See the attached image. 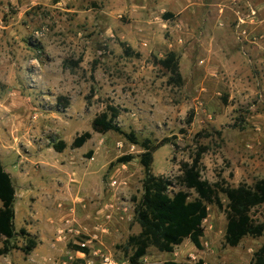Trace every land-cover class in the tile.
Returning a JSON list of instances; mask_svg holds the SVG:
<instances>
[{"label": "rangeland", "instance_id": "rangeland-1", "mask_svg": "<svg viewBox=\"0 0 264 264\" xmlns=\"http://www.w3.org/2000/svg\"><path fill=\"white\" fill-rule=\"evenodd\" d=\"M140 1L0 0V159L15 187V229L42 237L39 249L52 257L46 264H99L102 253L130 264L126 239L140 230L133 210L143 192V149L115 131L91 130L108 104L123 130L170 140L153 153L156 175L176 176L203 146L209 182L264 177V0H174L170 18L157 9L137 20L129 11ZM169 51L178 55L179 86L155 63ZM86 130L90 139L72 147ZM59 140L61 152L52 147ZM125 154L133 158L117 163ZM43 185L50 192L34 203L27 194ZM207 210L202 249L188 238L172 252L151 246L141 264H193L199 256L251 264L264 234L225 245L223 209ZM253 214L262 218L264 204ZM12 242L21 246L23 238ZM82 243L84 255L75 247ZM0 264L33 263L14 248Z\"/></svg>", "mask_w": 264, "mask_h": 264}, {"label": "trees", "instance_id": "trees-1", "mask_svg": "<svg viewBox=\"0 0 264 264\" xmlns=\"http://www.w3.org/2000/svg\"><path fill=\"white\" fill-rule=\"evenodd\" d=\"M172 15L167 11L162 14V18L167 19ZM124 51L128 55L133 53L129 46ZM67 62L64 60V66H67ZM69 63L77 66L78 61ZM155 63L169 73V83L178 86L182 84L178 55L174 51H169L163 58L155 60ZM118 114V108L108 104L106 110L92 118L90 125L94 132L105 133L111 130L120 133L129 142L143 149L139 154L144 173L143 192L140 199L135 201L133 210L134 220L140 230L136 234H130L126 239V245L131 249L130 264H140L141 258L151 246L159 251L172 252L186 238L196 248L202 249L201 237L204 235L203 220L208 213L207 204H215L224 211L225 245L236 246L245 236L259 237L264 234V216L258 218L253 214L255 208L264 204V177L256 179L252 184L242 182L236 186L209 182L201 175V158L205 149L203 146L197 148L190 161L180 163V173L176 176L156 175L151 170L153 153L170 140L140 139L134 130L125 131L117 124ZM90 137L91 131H83L73 138L71 146L80 147ZM52 147L61 152L66 143L59 140L52 143ZM132 158V154H125L119 156L116 162L125 163ZM174 179L180 186L177 190L173 189ZM220 193L226 198L225 205ZM14 201L15 187L12 178L0 160V255H5L14 248H20L24 254H29L38 244L36 235L31 234L26 228L21 227L18 231L15 229ZM18 234L23 238L21 246H16L12 242ZM75 247L84 251L87 249L84 246ZM164 264L190 263L168 261ZM193 264L206 263L199 258ZM251 264H264V242L253 251Z\"/></svg>", "mask_w": 264, "mask_h": 264}, {"label": "crops", "instance_id": "crops-1", "mask_svg": "<svg viewBox=\"0 0 264 264\" xmlns=\"http://www.w3.org/2000/svg\"><path fill=\"white\" fill-rule=\"evenodd\" d=\"M145 1L143 2L144 4L142 3V1H140L139 3H141V4L137 5V7L135 6V8H133L129 11L130 15H132L131 17H133L137 20H142V18L147 16L148 11L153 12L154 10L160 9L161 11L167 12L170 9H172V7H173L172 4H173L174 0H145ZM180 1H178V3L182 4L183 1L182 0H180ZM184 7L185 6L183 5L182 7H177V9H182ZM4 168L10 174L9 170L5 167V165H4ZM48 190H47V186L43 185V186H39L38 189L32 190V192H30L31 191L30 190L28 192V194L26 192V194L30 200L34 201V203H39V202H42L45 198H47L46 192H50ZM28 231L32 234V232L30 230H28ZM37 239H38L37 246L29 254H27V256L33 264H46L51 260L50 258H52V257H51V255L45 254L47 249L44 250L45 252H43L42 249H39V245L43 241L42 237L40 236V238H37ZM196 249H198V248H196ZM11 252H12V250L5 255L10 256ZM5 255H0V256L5 257ZM199 258L204 260V258L202 256H199ZM167 259H169V258H165V260H167ZM204 262L206 264H213V263H208V261H206V260H204Z\"/></svg>", "mask_w": 264, "mask_h": 264}, {"label": "built area", "instance_id": "built-area-1", "mask_svg": "<svg viewBox=\"0 0 264 264\" xmlns=\"http://www.w3.org/2000/svg\"><path fill=\"white\" fill-rule=\"evenodd\" d=\"M82 246H84L83 243H82ZM77 250H78L77 251L78 253H80L81 255H84L83 250H81V251H80V249H77ZM100 256H101V261L99 264H119V262L113 257V255L111 253H102V254H100Z\"/></svg>", "mask_w": 264, "mask_h": 264}]
</instances>
